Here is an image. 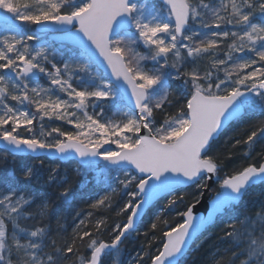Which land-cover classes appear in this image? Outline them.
Instances as JSON below:
<instances>
[{
  "label": "snow or ice",
  "instance_id": "obj_1",
  "mask_svg": "<svg viewBox=\"0 0 264 264\" xmlns=\"http://www.w3.org/2000/svg\"><path fill=\"white\" fill-rule=\"evenodd\" d=\"M0 11V150L78 157L103 192L69 233L52 201L0 184V264H106L113 253L107 264H122L120 245L146 217L147 246L131 264H179L218 220L228 221L230 255L215 264H264V204L239 210L248 189L264 184V149L253 159L264 119L217 147L233 124L264 117V0H0ZM53 32L70 45L67 58L49 44ZM46 119L75 131L46 128ZM241 145L249 162L224 172ZM36 171L28 167L22 182ZM213 177L211 211L196 217L183 189L202 196ZM46 183L61 189L62 204L75 195L58 168ZM173 213L183 218L174 227Z\"/></svg>",
  "mask_w": 264,
  "mask_h": 264
},
{
  "label": "trees",
  "instance_id": "obj_2",
  "mask_svg": "<svg viewBox=\"0 0 264 264\" xmlns=\"http://www.w3.org/2000/svg\"><path fill=\"white\" fill-rule=\"evenodd\" d=\"M29 44L33 47L40 46L38 41H30ZM49 44L53 48L59 50V52H63L65 58H67V47L55 46L51 43ZM59 58L60 56L58 54L57 59L59 60ZM40 83L46 84V81L41 79ZM171 87L174 94L182 100L184 88L181 82H172ZM89 111L91 112L92 109L90 108ZM95 111L99 112L100 109L97 108L95 109ZM105 112L107 116H112L111 109L106 107ZM113 118L118 119V117ZM261 119H264V117L250 116L245 118L239 124H233V126L227 132H225L224 135L220 137L217 147L223 148L225 140L228 137L233 136L234 134H236L239 138H243V130L251 125L256 124ZM34 123L36 125V131L38 134L39 123ZM44 124L46 128L59 126L66 131H75L74 128L62 121H48L46 119L44 121ZM22 134L27 135V133L25 132H22ZM105 147H108V145H105ZM262 149H264V142L257 143L256 152L253 153V159L257 157V153H259ZM244 151L245 148L243 145L239 146L235 150L233 159L226 163L224 172L231 173L233 168H239L249 162L246 161L243 157ZM40 160H43L42 166L40 165ZM33 165L36 166V176L31 181L23 183V172L28 167ZM52 168H58L61 175H64L65 173H67L68 175L69 184L72 187L75 195L72 199H70L67 204H62L57 199L61 189L57 188L55 185L49 186L46 183L49 170ZM77 173H80V175H78ZM95 175L96 173L93 170L78 166L75 163L62 164L56 161H49L46 159H31L26 157L16 158L11 157L6 153L0 151V184L5 181L13 184L15 183L16 186L21 188L22 190L34 191L35 193L52 201L67 217L69 233H71L73 217H75L76 213L80 211L87 212L89 210L88 205L91 204L92 201L96 199L99 195L103 194L101 188L96 185ZM218 187L219 184H217L213 188L212 192L215 193ZM183 191L185 193L186 206L187 204L195 203V200L197 197H199L201 190H198L195 186H192L183 189ZM243 200L251 203L250 211H254L256 208H259L260 205L264 204V184L259 185L257 187H252L250 190H248L246 195L243 197ZM181 210H184V207H182ZM100 214L108 215L112 219H115L114 213H98V215ZM166 218L170 220L171 225L173 227L176 225V223L182 222V217H176L174 213L167 216ZM149 223L150 218L146 217L145 222L139 224L138 231L132 233V235L129 238L125 239L120 245L121 255L117 259H119L122 264H131L132 258L137 255V253L141 250V247L147 246V240L143 236V233L147 230ZM226 223V221H217L215 224L207 228L205 233L195 242L191 250L179 264H215L214 258L218 260L221 257L226 260L227 255H230V253L225 255V249L229 246L226 240L221 239V237H223L224 231H226ZM156 236L157 240L151 249L152 254H155L156 249L162 246L159 242L160 233L157 232ZM103 239L110 240L111 233H105ZM113 257H115L114 253L111 254L109 257H106V264L107 261L111 260ZM145 264H151L150 259H146Z\"/></svg>",
  "mask_w": 264,
  "mask_h": 264
},
{
  "label": "water",
  "instance_id": "obj_3",
  "mask_svg": "<svg viewBox=\"0 0 264 264\" xmlns=\"http://www.w3.org/2000/svg\"><path fill=\"white\" fill-rule=\"evenodd\" d=\"M0 15H5V13H3L2 11H0ZM36 27L37 26H35V28ZM62 36H63V34L62 33H59V32L49 33L48 40L51 41V42H53V43H55V44H63V45H67V46L70 47V45H68L67 42H62ZM101 71H103V70H101ZM0 149H2V145H0ZM7 153L9 155L15 156V157H19V156L20 157H30V158H34V159L45 158V159H47L49 161H58L60 163L75 162L76 164L82 166L81 162L79 161V158L78 157H75V156H73V158L71 160H69V161H64V160H60L59 158H57V156L55 154H51V153L33 154V153H29L27 151L22 152V153H15V154H13L11 152H7ZM212 179H213L214 182L211 183V187H209V188H207L205 190H202L203 191V195L202 196L199 195V199L201 200V202L198 203V204L197 203H194L195 204V207L193 208V215L196 216V217L207 216L209 214V212L211 211V207H212L211 202H212V200L214 199V196H215V194H212L211 190L213 189L214 185L217 183V182H215V177H213ZM254 186H257V185H254ZM254 186H252V187H254ZM188 187H190V186H188ZM188 187H185V188H188ZM252 187H250V188H252ZM204 232L202 234H204ZM200 236H198V238ZM198 238H196L195 241ZM194 242L191 244V247L194 244ZM190 248L186 251V254L189 252Z\"/></svg>",
  "mask_w": 264,
  "mask_h": 264
},
{
  "label": "rangeland",
  "instance_id": "obj_4",
  "mask_svg": "<svg viewBox=\"0 0 264 264\" xmlns=\"http://www.w3.org/2000/svg\"><path fill=\"white\" fill-rule=\"evenodd\" d=\"M31 28H34V26H31ZM30 30V29H29ZM142 50V49H141ZM122 175V174H121ZM15 184V183H14ZM15 186H16V184H15ZM245 204L247 205V209L248 210H250V207H251V203H249L248 201H242L241 203H240V211H244L245 209H244V206H245ZM226 222H228L227 220H225ZM228 242V241H227ZM228 246H229V243H228Z\"/></svg>",
  "mask_w": 264,
  "mask_h": 264
},
{
  "label": "bare ground",
  "instance_id": "obj_5",
  "mask_svg": "<svg viewBox=\"0 0 264 264\" xmlns=\"http://www.w3.org/2000/svg\"><path fill=\"white\" fill-rule=\"evenodd\" d=\"M1 152H4V151H1ZM4 153H6V152H4ZM6 154H7V153H6ZM7 155H8V154H7ZM26 158H30V157H26ZM31 159H34V158H31ZM43 159H45V158H43ZM46 160H47V159H46ZM193 186H194V185H193ZM199 195H200V194H199ZM193 204H194V203H193ZM202 235H203V234H202ZM202 235H201V236H202ZM201 236H200V237H201ZM200 237H199V238H200Z\"/></svg>",
  "mask_w": 264,
  "mask_h": 264
}]
</instances>
